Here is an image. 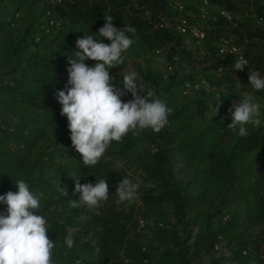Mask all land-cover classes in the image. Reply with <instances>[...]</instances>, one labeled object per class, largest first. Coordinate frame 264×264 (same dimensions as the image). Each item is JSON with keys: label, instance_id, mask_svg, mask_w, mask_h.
<instances>
[{"label": "trees", "instance_id": "16d2710c", "mask_svg": "<svg viewBox=\"0 0 264 264\" xmlns=\"http://www.w3.org/2000/svg\"><path fill=\"white\" fill-rule=\"evenodd\" d=\"M27 1L0 0V195L16 192V181L24 180L40 197L38 213L47 217L52 206L66 207L69 199H78L69 175H78L81 184H95L96 179L114 180L117 169L125 167L156 184V193L142 197L145 202L172 208L183 223L180 227L170 221V228L155 227L150 228L151 234L146 230L136 234L151 238L153 244L125 248L124 255L132 261L127 264H264V235L257 233L264 226V125H246L249 135L242 138L227 129L230 116L212 117L209 106L214 98L178 105L173 92L180 84L189 90L196 80H216L214 95L241 98L247 93L264 100V90H255L248 79L250 69L264 75V0H210L211 6L239 17L230 22L216 12L205 18L198 25L204 28L205 38L192 49L183 44L182 35L164 24L177 25L182 17L195 23L187 10H177L165 0H61L46 5L40 13L32 11L25 32L14 30L12 18ZM48 10L65 20L70 35L61 51L42 56L31 53L30 48L39 33L35 25ZM104 13L112 15L116 27L134 26L136 34L129 35L144 46L169 48L178 63L174 71L181 80L177 83L160 86L158 77L142 76L146 84L154 86L155 96L172 109L168 124L155 132L167 146L149 155L157 159L159 167L138 159V135L131 131L121 142L113 141L96 165L85 166L72 147L67 117L60 115L62 105L55 93L65 90L68 57L80 51L77 38L98 34ZM229 34L248 61L242 71L233 67L238 57L219 53L222 39ZM85 63L92 66L95 62ZM130 99V93L122 97L125 102ZM59 184L67 186V198L60 197ZM125 203L103 208L104 215L112 216L108 222L95 220L91 230L99 237L94 238L99 248L87 256L68 253L66 229L53 226L49 237L55 241L54 264H102L117 255L116 247L123 245V238L115 213ZM6 208L0 204V214H7ZM195 226L200 230L193 239ZM80 238L81 234L75 240ZM223 251L226 255H214Z\"/></svg>", "mask_w": 264, "mask_h": 264}, {"label": "clouds", "instance_id": "9594fccd", "mask_svg": "<svg viewBox=\"0 0 264 264\" xmlns=\"http://www.w3.org/2000/svg\"><path fill=\"white\" fill-rule=\"evenodd\" d=\"M104 21L98 34L77 38L76 47L80 51L68 57L65 90L55 93L62 105L60 115L68 120L72 147L85 166L96 165L110 144L121 142L130 131L133 135L138 134V129L159 133L168 124L172 112L153 91H145L135 70L123 69L122 84L109 74V69L124 64L122 53L134 42L129 34L135 35L137 29L129 24L116 27L112 15L107 13H104ZM101 38H106L110 44L102 42ZM87 60L95 63L89 66L85 63ZM246 65L248 61L241 55L233 67L242 71ZM248 79L255 90H264L261 71L250 69ZM129 93L132 99L123 101L122 97ZM240 97L228 109L231 123L227 129L246 138L249 135L246 125L261 123L260 105L247 93ZM221 104V97L217 95L215 103L209 106L212 117L218 114ZM69 176L75 182L73 195L79 194L78 199H69L71 207L86 205L90 210L98 209L101 202L109 199V184L105 178L96 179L95 184H81L78 175ZM15 186L16 192L0 195V204L7 206V214H0V264H54L55 241L49 237L45 217L38 213L40 197L30 191L24 180H17ZM139 186L138 181L123 177L116 185V203L133 201ZM57 190L60 197H68L67 186L59 184ZM65 244L69 249L73 247L71 235L65 237Z\"/></svg>", "mask_w": 264, "mask_h": 264}, {"label": "rangeland", "instance_id": "374dc122", "mask_svg": "<svg viewBox=\"0 0 264 264\" xmlns=\"http://www.w3.org/2000/svg\"><path fill=\"white\" fill-rule=\"evenodd\" d=\"M51 0H28L25 3V8L17 13V17L12 19V25L14 30H18L21 32H25V28L27 24L31 20V12L33 11L35 14L41 12V9L46 5H49ZM185 10H187L186 14L189 18L197 25H203L205 16L208 14L215 13L218 11V8L215 6H210L206 8L207 12L205 14L200 10L201 0H184ZM195 9H198V13L195 12ZM43 19H41L42 21ZM40 21V22H41ZM38 22L35 25V28L38 29L39 33L35 36L36 42L31 46V53H37L42 56H46L48 54H54L61 51V47L63 43L69 38L70 31L66 30V28H60L58 26L51 27L46 29L43 23ZM43 24V25H42ZM183 44L189 49L194 48L198 43L194 39V37L190 34L182 35ZM102 42L106 44H110L106 38H101ZM133 44L130 48L122 53V57L124 59V64L117 66L115 68L109 69V74L116 78V82L121 83L123 81V69H131L138 72L139 77L142 80V76H150L153 78H159L160 86H166L170 82L175 81L176 83L181 80V78L175 76L174 68H177L178 63H174L173 57L171 55L170 49H164L163 52L158 53L157 50H153L147 46H144L140 42L133 40ZM173 65V70H168V65ZM118 74V75H117ZM144 83L145 89L151 90L154 92L153 85L151 83ZM198 84V87H193L189 89L188 92H185L184 85L180 84L174 87L173 92L175 93V101L176 104L181 105L185 102L193 99H204L210 97L211 99L217 96L212 94L213 91L218 89V85L216 84V80H213L211 83L206 80H196L195 85ZM209 87L211 91H207L206 88ZM208 94V95H207ZM230 97H237L236 95H229ZM168 96L163 93V99H166ZM221 97V96H220ZM253 100L255 103L260 105V116L258 117L261 121L260 125H264V100L261 98H257L254 96ZM239 98V97H238ZM222 104L220 106L218 114H225L227 116L231 115L228 112L231 104L228 101L227 97H221ZM210 114L212 115L211 111ZM254 127H257L253 124ZM138 136L136 138L141 150L138 154V159L140 161L149 162L152 166L156 167L160 165L157 159L150 158V154L154 153V149H164L167 146V142L162 138L156 136V133L151 129L137 130ZM155 137L157 139L155 140ZM155 152L154 154H157ZM119 166H121L119 164ZM129 177L134 180V182H139V189L137 197L131 201L119 207L116 211V217L118 224H120L122 231L120 232V236H122L123 245L117 246L116 249L117 255L111 256L109 260H106L105 263L102 264H127L132 261L124 255L125 248L132 246L134 249H140L142 245H152L153 241L151 238H139L135 236L141 231L146 230V233L151 234L152 230L143 227L142 223H146L147 221L154 222H163L164 226L162 228H170V221L178 223V226L182 227L183 223L178 221L177 216L174 213V210L169 207L163 206H154L149 205L145 202L142 197L147 193H156V184L153 181H147L141 179L137 174H133L131 170L125 167H119L115 174V179H110L109 184V199L107 201L101 202V205L98 209L90 210L86 205L80 208H73L68 203L65 206L63 205H54L51 207L50 214L45 217L47 221V227L49 230L53 228V226L64 227L68 236L71 235L74 240V245L71 249H67L68 253L77 254L80 252L81 255H89L90 250H97L98 244L94 238H99L98 235L95 234L91 228L95 224V220L97 222H108L110 220L111 214L104 215L102 213L103 208L111 203H116V185L123 177ZM6 215V214H4ZM193 228V239L199 233L200 227L195 226ZM148 229V230H147ZM86 233H88L86 235ZM258 234L264 235V226L259 227L257 229ZM80 240H75L78 236H80ZM85 236V237H84ZM214 255H226V252H216ZM212 256H208L207 259ZM139 264V263H138Z\"/></svg>", "mask_w": 264, "mask_h": 264}, {"label": "built area", "instance_id": "2783aa9c", "mask_svg": "<svg viewBox=\"0 0 264 264\" xmlns=\"http://www.w3.org/2000/svg\"><path fill=\"white\" fill-rule=\"evenodd\" d=\"M61 0H51L49 2V4H54V3H58ZM166 2H168L171 6H173L175 9L177 10H185V5L183 3L184 0H165ZM192 1H196V0H192ZM210 0H201V5H200V10L205 14V12H207L206 8L210 7ZM218 12L220 15H223L227 20H229L230 22H235V20L239 17V16H235L233 13H231L228 10L225 9H218ZM215 12V13H216ZM214 14V13H212ZM211 14H208L207 17H209ZM18 15L16 14L15 16H13L12 19H15ZM205 16V18H207ZM42 24L44 27H46V29H49L51 27H55L58 26L60 28H64L65 27V20L62 19L61 17H59L58 15L54 14L53 11L48 10L44 20L42 21ZM259 24H263V20L259 19L258 21ZM165 27L168 28H172L175 32H177L180 35H184L187 33H190L194 39L196 40V42L198 44H202L203 39L205 38V30L203 27L198 26L197 24H191L188 22V20L185 17H182L180 22L177 25H172L169 22H165ZM163 26V25H162ZM164 49H159L157 50L158 53L163 52ZM219 53L223 56H235V57H239L242 54V47L236 42V39L234 37V35L229 34L227 37L223 38L221 43H220V48H219ZM168 70H173V65H168ZM195 87H198V84L195 85ZM207 91H209L210 89L207 87L206 88ZM189 90H185V92H188ZM218 96H220L218 94ZM240 98L238 97H230L228 96V101L229 103L232 105L233 102L239 101ZM159 149H154V153L158 152ZM78 155V153H77ZM227 219V217L225 218ZM143 227H146L148 229L150 228H155V227H163L164 223L163 222H154V221H147L146 223H142ZM218 247V246H217ZM244 253H247V249L244 251Z\"/></svg>", "mask_w": 264, "mask_h": 264}]
</instances>
